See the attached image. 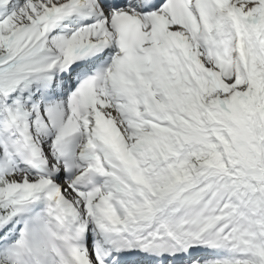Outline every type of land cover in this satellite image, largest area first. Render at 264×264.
Here are the masks:
<instances>
[{
    "label": "snow or ice",
    "instance_id": "snow-or-ice-1",
    "mask_svg": "<svg viewBox=\"0 0 264 264\" xmlns=\"http://www.w3.org/2000/svg\"><path fill=\"white\" fill-rule=\"evenodd\" d=\"M0 264H264V0H0Z\"/></svg>",
    "mask_w": 264,
    "mask_h": 264
}]
</instances>
